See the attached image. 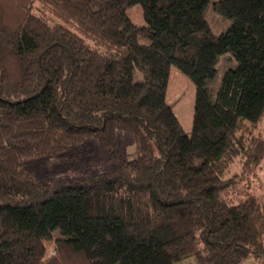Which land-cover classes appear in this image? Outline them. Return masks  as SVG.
Instances as JSON below:
<instances>
[{"label":"trees","instance_id":"obj_1","mask_svg":"<svg viewBox=\"0 0 264 264\" xmlns=\"http://www.w3.org/2000/svg\"><path fill=\"white\" fill-rule=\"evenodd\" d=\"M208 3L231 21L218 35ZM170 66L194 86L189 133ZM127 139L131 158L83 182L24 167L89 140L116 157ZM261 174L264 0H0V264L264 262Z\"/></svg>","mask_w":264,"mask_h":264},{"label":"rangeland","instance_id":"obj_2","mask_svg":"<svg viewBox=\"0 0 264 264\" xmlns=\"http://www.w3.org/2000/svg\"><path fill=\"white\" fill-rule=\"evenodd\" d=\"M139 9V5H135L127 10L135 23H138L137 21L142 23ZM3 13L4 16L7 15L6 8H4ZM204 18L215 35L228 29L231 24L229 19L222 17L213 9L211 3H208L204 9ZM139 40L140 42L144 41L143 38H139ZM235 65L236 62L230 53H225L219 57L215 66V76L208 83L212 97L215 96L219 87L223 72L235 67ZM165 100L172 107L183 130L189 133L193 113L194 86L175 66H170L169 69ZM132 153L133 144L128 139L118 147L116 157L100 147L95 140H89L85 144L64 152L61 156L41 157L25 162L24 167L35 175L38 183L50 187L55 182H83L92 176L111 174L123 159L131 158ZM263 176L264 174H261L260 178ZM258 184H254L253 189H256L254 186ZM57 238H59V232L55 230L52 237L44 241L45 258L52 254L53 243ZM174 264L197 263L194 257H186ZM241 264H264V262L259 259L255 260L250 256L245 258Z\"/></svg>","mask_w":264,"mask_h":264}]
</instances>
